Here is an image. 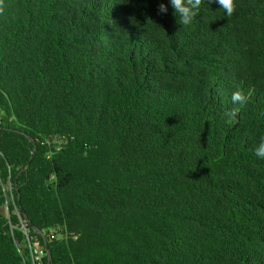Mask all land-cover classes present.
<instances>
[{
  "label": "trees",
  "instance_id": "trees-1",
  "mask_svg": "<svg viewBox=\"0 0 264 264\" xmlns=\"http://www.w3.org/2000/svg\"><path fill=\"white\" fill-rule=\"evenodd\" d=\"M235 3L0 0V264H264V0Z\"/></svg>",
  "mask_w": 264,
  "mask_h": 264
},
{
  "label": "clouds",
  "instance_id": "clouds-1",
  "mask_svg": "<svg viewBox=\"0 0 264 264\" xmlns=\"http://www.w3.org/2000/svg\"><path fill=\"white\" fill-rule=\"evenodd\" d=\"M208 3H218L220 9H223L226 16L231 17L236 10L235 0H207ZM202 0H170V5L174 10L173 14L181 26H189L193 19L198 15ZM167 5L161 3L158 8L159 13H167ZM247 97L240 90H236L231 95L233 104H244ZM229 117H235V110L226 113ZM255 155L264 158V137L254 149Z\"/></svg>",
  "mask_w": 264,
  "mask_h": 264
},
{
  "label": "rangeland",
  "instance_id": "rangeland-1",
  "mask_svg": "<svg viewBox=\"0 0 264 264\" xmlns=\"http://www.w3.org/2000/svg\"><path fill=\"white\" fill-rule=\"evenodd\" d=\"M4 189H5L6 191H8V190H9V187H8V186H4ZM3 212H4V213H7V209H6V207L3 208Z\"/></svg>",
  "mask_w": 264,
  "mask_h": 264
},
{
  "label": "built area",
  "instance_id": "built-area-1",
  "mask_svg": "<svg viewBox=\"0 0 264 264\" xmlns=\"http://www.w3.org/2000/svg\"><path fill=\"white\" fill-rule=\"evenodd\" d=\"M23 226H25V225H23ZM39 259H40V256L34 257L35 261H38Z\"/></svg>",
  "mask_w": 264,
  "mask_h": 264
}]
</instances>
